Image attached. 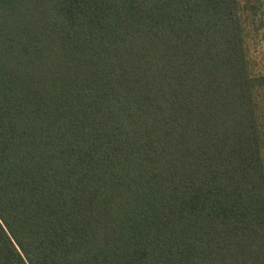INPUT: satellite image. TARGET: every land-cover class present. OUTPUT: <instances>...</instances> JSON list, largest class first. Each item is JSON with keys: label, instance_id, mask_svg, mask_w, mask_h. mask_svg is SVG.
<instances>
[{"label": "trees", "instance_id": "1", "mask_svg": "<svg viewBox=\"0 0 264 264\" xmlns=\"http://www.w3.org/2000/svg\"><path fill=\"white\" fill-rule=\"evenodd\" d=\"M264 0H0V264H264Z\"/></svg>", "mask_w": 264, "mask_h": 264}, {"label": "rangeland", "instance_id": "2", "mask_svg": "<svg viewBox=\"0 0 264 264\" xmlns=\"http://www.w3.org/2000/svg\"><path fill=\"white\" fill-rule=\"evenodd\" d=\"M252 54L254 61L258 64V68L261 72H264V37L259 41L257 46H252ZM261 108H262V120H264V91L260 92Z\"/></svg>", "mask_w": 264, "mask_h": 264}]
</instances>
